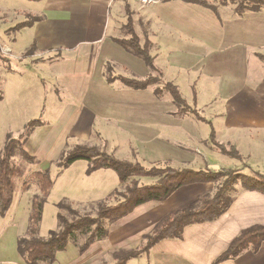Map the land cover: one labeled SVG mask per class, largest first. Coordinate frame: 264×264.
Returning a JSON list of instances; mask_svg holds the SVG:
<instances>
[{
	"label": "crops",
	"instance_id": "obj_1",
	"mask_svg": "<svg viewBox=\"0 0 264 264\" xmlns=\"http://www.w3.org/2000/svg\"><path fill=\"white\" fill-rule=\"evenodd\" d=\"M56 1L43 13L26 14L32 17L17 23L15 29L21 32L19 37L23 32L31 33L25 50H30L28 56H35L32 64L30 61L35 67L25 70L41 80L42 109H46L49 97L53 106L50 115L57 113L56 119L61 115L58 124L67 136L81 141L97 137L109 145L115 158L139 162L146 168L215 171L214 162L228 165L230 158L240 166L228 165V170L264 174V5L256 11L250 4L239 13V5L227 4L231 0H205L209 5L171 0L149 7L139 0ZM127 9L140 45L150 43V54L164 80L178 87L200 117L190 112L177 115L178 108L167 92L161 98L155 95L161 83L134 89L118 78L108 82L107 66L112 77L144 80L151 74L141 57L119 44L130 38L125 32ZM36 18L40 19L34 22ZM26 21L34 24L17 27ZM41 51L47 56L35 54ZM11 76L18 77L9 75L7 80ZM47 83L49 89L45 88ZM212 129L216 141L235 145L242 160L224 155L212 145ZM46 157L43 154V159ZM77 162L60 168V175ZM88 167L85 174L89 177L99 171L88 174ZM147 178L153 177L135 179ZM233 189V202L218 219L189 224L181 237L163 239L136 258L145 255L148 264H213L243 230L264 226V193L241 184ZM215 192L213 183L184 185L168 199L142 204L114 221L106 239L92 244L84 254L76 246L78 256L74 257L76 250L69 244L57 254L54 264H91L109 249L139 250L146 246V237L172 213L203 195L213 197ZM18 231L10 230L9 242L8 237H1L0 254L3 251L5 259L24 264L17 251ZM220 264H264V243L257 252L247 249Z\"/></svg>",
	"mask_w": 264,
	"mask_h": 264
},
{
	"label": "trees",
	"instance_id": "obj_2",
	"mask_svg": "<svg viewBox=\"0 0 264 264\" xmlns=\"http://www.w3.org/2000/svg\"><path fill=\"white\" fill-rule=\"evenodd\" d=\"M165 2L171 0H163ZM187 3H196L209 5L205 0H182ZM251 4V9L258 11L264 5V0H244ZM210 7H214L211 6ZM239 13L247 9L242 3L239 4ZM128 21L125 25L126 34L130 38L121 40L119 44L126 50L132 51L141 57L151 74L144 80L129 79L124 77H112L110 66L108 68V82L115 78L120 79L127 86L134 89H145L148 86L162 83L163 88H156L155 95L161 98L165 91L171 95L174 104L178 108L177 115L193 113L197 117L198 112L191 108L182 98L178 89L171 83L165 82L163 74L156 67L154 57L150 54V43L140 45V39L137 36L131 12L127 9ZM39 19H35L34 22ZM34 22L26 21L18 24L17 27L32 26ZM0 48V55H1ZM152 72L157 74L155 77ZM3 95L0 94V101ZM43 122L39 119L30 121L18 138H8L4 149L0 155V216L6 217L12 207L14 196L17 189L16 180L24 177L19 166L14 162V156L17 150L27 161H35V157L27 152L25 145L35 128L42 126ZM212 145L224 155L231 158L242 160L239 151L235 145L220 144L215 139V132L211 133ZM89 162L87 173L90 174L100 169L114 170L121 184L127 183L130 179V185L127 186L123 199L115 205H108L105 201L98 203L97 216L80 215L73 211L68 201H61L56 204L58 209L66 208L70 212H75L76 218L68 221L67 218L58 212L57 218L60 228L49 231L48 237H39L40 224L43 218L45 203L54 186V179L49 170H40L33 172L28 178L36 181L40 194L33 196L31 201V212L29 216L28 230L24 237L17 242V251L24 264H54L59 252L64 251L69 244L78 247L79 253L84 254L92 244L101 241L108 236V228L104 225L105 220L110 222L117 221L130 214L138 206L151 201H164L168 199L180 187L192 183H213L221 182L213 197L209 195L201 196L195 203L183 210L172 213L167 217L158 229L150 236H147V244L139 250H119L114 251L113 256L117 260L116 264H127L129 260L140 256L166 238H179L182 236L184 228L192 223L211 222L222 216L233 202L234 184L240 182L242 187L250 191L264 193V174L254 171L251 174H244L237 169H222L221 171H212L210 169L192 170V169H174V168H146L139 162H127L115 158L113 155L88 145H77L70 150L65 157L58 163V167L65 169L77 161ZM153 177L158 178L152 185H139L135 178ZM28 187L24 183V189ZM116 190L114 193H118ZM83 240L82 244L79 242ZM264 243V226H254L243 230L237 236L228 249L221 254L213 264H220L226 260L237 258L245 250L252 249L257 252Z\"/></svg>",
	"mask_w": 264,
	"mask_h": 264
},
{
	"label": "rangeland",
	"instance_id": "obj_3",
	"mask_svg": "<svg viewBox=\"0 0 264 264\" xmlns=\"http://www.w3.org/2000/svg\"><path fill=\"white\" fill-rule=\"evenodd\" d=\"M57 2L58 1L56 0H0V48L2 53L0 55V94L3 95V99L0 101V155L8 138H18L30 121L39 119L43 123H46L45 127L41 126L42 128L34 131L33 134L31 133L25 145L27 152L35 157V161L31 162L25 160L19 150H17L14 156L15 164L19 166L21 172H24L25 175L16 180L17 189L11 209L6 217L2 218L0 216V240L1 237L6 236L8 237L7 242H9L10 237H12L10 230L13 228L19 230V236L21 237H24L27 234L26 229L28 230L31 201L34 195L40 194L36 181L28 178L35 171L49 170L55 183L43 210V218L39 231V237L42 238L48 237L49 231L58 230L60 228L57 218L58 212H61L68 221L76 218L75 212L82 216L88 215L96 217L98 210L97 201L101 200L103 197H107L109 193L120 186L117 191L118 193H113L109 198L104 200L108 205H115L118 201L123 199L127 186L130 185L131 182L130 179L127 183L120 185L116 173L107 169L99 170L89 177L85 174V170L89 165V162L87 161L77 162L63 175H60L63 173V170L56 167L65 155L77 145H88L90 147L99 148L109 154L111 153L109 145L97 137L91 136L86 140L81 141L79 139L71 138L70 134L67 136L68 132L64 131L63 125L60 126V124H58L61 115L57 119V113L55 114L54 112L50 115V112H53L50 111L53 106H50L49 97L47 99L48 102L46 109H42L44 97L41 96V88H43V85L40 82L41 80L38 76L33 78L29 75L30 73L25 70L28 66H31L30 68L35 67L34 64L30 65V61L32 64L35 56H28L27 54L30 50H25V48L30 45L31 37L29 36L31 33H29L28 36L23 32L22 37H19L21 32L15 29V26L17 23L29 19V16L32 17V15L26 16V14L30 13L37 15L43 13L42 11L47 9L49 5ZM59 2L63 3L62 0H59ZM229 3L236 5L242 3L244 6L250 5L249 3L244 2V0H231L228 1L227 4ZM40 18V20H43V15ZM7 48L9 51L5 52ZM41 52H36L35 54L37 56H47L43 51ZM51 54L53 55L54 53ZM25 71L28 74H26ZM152 74L157 77L156 73L152 72ZM9 75L18 77L14 78L11 76L12 78L7 80ZM47 87L49 89L48 83L45 88L47 89ZM175 87L178 89L177 86ZM159 88H163V84ZM165 92L168 94L167 97L172 99L169 92ZM59 94L64 96L63 91H60ZM64 94L65 101L69 100L66 91ZM60 95H58L59 98H61ZM193 100V105H195V92ZM65 108L66 107H64V109ZM68 114L69 111L67 110V116ZM60 153L62 155L59 159L58 155ZM43 154H47L49 157L43 159ZM125 154L129 153L126 152ZM216 155L224 157L220 153H216ZM121 156L128 157V155ZM224 158L226 159L227 157ZM51 160H54L53 162H55V166L51 163ZM214 164H216L212 166L214 170L221 171L222 169L228 170V165L232 167L239 165L240 162L234 159L230 160L229 158L228 165L224 163L222 164V162L218 164L217 161L214 162ZM155 167L159 168V166ZM157 180L158 178H147V180H140L139 185H151L157 182ZM24 183H27L28 185L26 190L23 188ZM220 185L221 182L214 184L216 191ZM237 185H240V182L234 184L233 187ZM62 200H68V202L71 201L69 202V205L75 212L72 213L66 208L61 210L58 209L56 204ZM85 201H90V203L85 204ZM103 223L108 229L113 224V222H110L109 220H105ZM105 239H103V241ZM82 243L83 240L79 242V244ZM0 245H2V243ZM70 246L75 250L77 249L74 244ZM7 247L9 250L13 249V247H10L9 245H7ZM0 248L2 249V247ZM15 250L16 247L14 248V251ZM114 250L116 249H109L108 253L104 254L103 257L98 258L97 261L91 262V264H116L117 260L113 256ZM4 256L5 255H3L2 251L0 254V264H16L14 261L5 259ZM75 256H78L77 250L74 257ZM57 264H59V262H57ZM128 264H148V261L146 260V256L143 255L142 257L131 260Z\"/></svg>",
	"mask_w": 264,
	"mask_h": 264
},
{
	"label": "built area",
	"instance_id": "obj_4",
	"mask_svg": "<svg viewBox=\"0 0 264 264\" xmlns=\"http://www.w3.org/2000/svg\"><path fill=\"white\" fill-rule=\"evenodd\" d=\"M163 0H139L140 4L142 6H146V7H149V6H152V5H157V4H160ZM214 1H220V0H214ZM9 50L6 49L5 52H8Z\"/></svg>",
	"mask_w": 264,
	"mask_h": 264
}]
</instances>
